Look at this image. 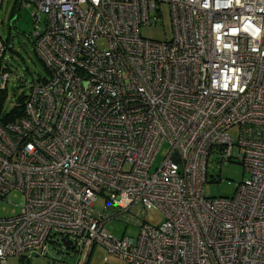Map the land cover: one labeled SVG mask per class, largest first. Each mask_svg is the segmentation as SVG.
<instances>
[{
  "label": "built area",
  "instance_id": "2783aa9c",
  "mask_svg": "<svg viewBox=\"0 0 264 264\" xmlns=\"http://www.w3.org/2000/svg\"><path fill=\"white\" fill-rule=\"evenodd\" d=\"M17 2L33 7L48 75L0 123V200L24 198L0 218V264L27 252L87 264L96 246L124 264H264V0ZM162 3L172 37H142ZM5 50L0 38V64ZM7 80L2 64L0 89ZM234 148L247 176L205 197L207 160ZM120 219L136 237L106 230Z\"/></svg>",
  "mask_w": 264,
  "mask_h": 264
},
{
  "label": "rangeland",
  "instance_id": "374dc122",
  "mask_svg": "<svg viewBox=\"0 0 264 264\" xmlns=\"http://www.w3.org/2000/svg\"><path fill=\"white\" fill-rule=\"evenodd\" d=\"M161 16L156 23L150 26H141L140 35L146 39L155 41H165L172 37V25L170 19L169 5L160 4ZM33 7L25 5L19 6L17 0H3L0 6V38L6 42L7 50L4 53L3 66L7 68L8 80L5 84L3 112L10 113L17 106V99L22 95H27L31 83H35L38 78L47 76L46 70L36 55L32 45V35L37 31L32 17ZM17 15L15 20L13 16ZM42 20V19H41ZM42 26V21L40 22ZM99 48L106 46L103 39L97 42ZM240 127L233 126L227 130V134L237 143ZM169 146L165 141L159 147L150 172L158 168L166 155ZM238 148L233 150L231 161L222 162L220 156L211 154L206 164L207 181L203 184V195L207 198L230 197L233 195L235 186L241 182L247 174L243 171L242 165L236 158ZM24 201L22 193L17 190L10 191L0 200V218H10L18 215ZM107 205L105 194H99L94 202V208L102 211ZM149 216L160 217L158 210H149ZM147 215V216H148ZM108 232L117 237L123 235L136 237L138 228L133 225H125L120 220H111L105 223ZM106 254L105 249L96 246L88 259L87 264H124V262L114 256H108L107 261L103 260ZM73 260L60 262L41 256L31 255L28 252L22 258L10 256L1 264H73Z\"/></svg>",
  "mask_w": 264,
  "mask_h": 264
},
{
  "label": "trees",
  "instance_id": "16d2710c",
  "mask_svg": "<svg viewBox=\"0 0 264 264\" xmlns=\"http://www.w3.org/2000/svg\"><path fill=\"white\" fill-rule=\"evenodd\" d=\"M16 16V18H17V15H15ZM14 17V16H13ZM15 18V19H16ZM14 19V20H15ZM32 45H33V49H34V43H35V37H34V35H32ZM5 43V45H6V50H7V44H6V42H4ZM5 50V51H6ZM34 51H35V49H34ZM36 53V52H35ZM37 55V54H36ZM38 56V55H37ZM39 58V57H38ZM40 59V58H39ZM40 61L42 62V60L40 59ZM42 64H43V66H44V68H45V70H46V73H47V75H48V71H47V68L45 67V65H44V63L42 62ZM4 67V66H3ZM0 68H2V63L0 64ZM5 70L7 69V68H4ZM46 78H47V76L46 77H43V78H38L35 82H44L45 80H46ZM33 83H31L30 84V86L32 85ZM29 86V87H30ZM4 90L5 89H0V123H5V122H7V121H10V120H12L13 118H15L16 116H19V115H21L22 114V111H23V105H24V101H25V99H26V96L27 95H22V96H20L18 99H17V106L14 108V110H12L10 113H4L3 112V99H4ZM229 161H231V160H229Z\"/></svg>",
  "mask_w": 264,
  "mask_h": 264
},
{
  "label": "water",
  "instance_id": "95a60500",
  "mask_svg": "<svg viewBox=\"0 0 264 264\" xmlns=\"http://www.w3.org/2000/svg\"><path fill=\"white\" fill-rule=\"evenodd\" d=\"M16 18V16H14L13 18H12V20H14Z\"/></svg>",
  "mask_w": 264,
  "mask_h": 264
}]
</instances>
